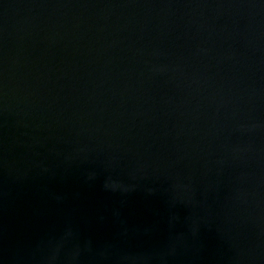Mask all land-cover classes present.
I'll list each match as a JSON object with an SVG mask.
<instances>
[{"label": "water", "instance_id": "water-1", "mask_svg": "<svg viewBox=\"0 0 264 264\" xmlns=\"http://www.w3.org/2000/svg\"><path fill=\"white\" fill-rule=\"evenodd\" d=\"M0 264H264V0H0Z\"/></svg>", "mask_w": 264, "mask_h": 264}]
</instances>
